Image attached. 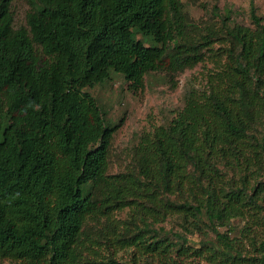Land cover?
<instances>
[{"label":"trees","instance_id":"obj_1","mask_svg":"<svg viewBox=\"0 0 264 264\" xmlns=\"http://www.w3.org/2000/svg\"><path fill=\"white\" fill-rule=\"evenodd\" d=\"M12 1L0 0V261L264 264V18L254 1L250 24L215 8L218 24L204 29L181 0H27L26 27L14 28ZM206 59L204 81L138 135L129 167L109 172L120 122L86 89L117 73L135 93L165 60L182 70Z\"/></svg>","mask_w":264,"mask_h":264},{"label":"rangeland","instance_id":"obj_2","mask_svg":"<svg viewBox=\"0 0 264 264\" xmlns=\"http://www.w3.org/2000/svg\"><path fill=\"white\" fill-rule=\"evenodd\" d=\"M256 13L264 18V0H253ZM187 17L199 28L218 24L215 8L224 13L225 8L231 9V18L243 24H250V0H181ZM30 8L27 0H13L10 9L13 15V27H26V13ZM161 69L149 72L144 78L142 90L132 92L122 75L112 73L107 81L97 84L86 90L97 100L107 117L120 126L114 133L110 154L108 171L115 173L129 167L131 163V148L138 135L150 130L162 121L169 120L172 111L182 105L183 93L189 83L199 85L204 75L212 69V62L208 59L182 70H172V62L165 60ZM118 218H126V213L118 214ZM242 222L232 220L231 227H240ZM90 225L93 226V223ZM166 227L175 223L172 220L164 222ZM231 237L236 230L230 231L226 227L219 228ZM199 237L193 235L189 243L198 246ZM130 252L120 251L118 256L128 259ZM0 264H20L15 261L2 260Z\"/></svg>","mask_w":264,"mask_h":264}]
</instances>
